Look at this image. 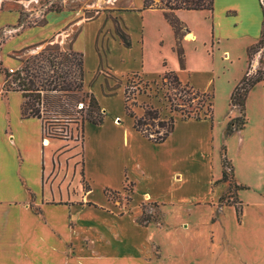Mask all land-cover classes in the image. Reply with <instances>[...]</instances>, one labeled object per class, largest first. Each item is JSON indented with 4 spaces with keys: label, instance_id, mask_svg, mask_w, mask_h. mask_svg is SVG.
<instances>
[{
    "label": "crops",
    "instance_id": "0c3cea01",
    "mask_svg": "<svg viewBox=\"0 0 264 264\" xmlns=\"http://www.w3.org/2000/svg\"><path fill=\"white\" fill-rule=\"evenodd\" d=\"M110 4L108 12L89 20L72 17L57 22V15L48 14L46 23L38 28L41 33L23 30L0 47L2 66L13 70L19 61L12 55L31 46L39 36L37 43H48L71 22L70 50L80 55L83 85L103 113L102 123L82 124L81 143L48 138L44 145L42 120L22 115V93L4 90L0 71V264L212 261L210 245L208 248L200 240L205 224H190L193 209H185L189 212L185 225H178L170 222L172 212L164 213L161 208L165 203L186 201L187 187L198 182H204L206 189L218 182L213 195L199 201L208 200L214 207L216 195L222 197L227 188L222 181V163L216 176L213 171L217 167L212 171L209 166L211 156L205 158L213 141L212 117L175 119L166 139L155 143L136 130L127 115L125 87L130 79L154 85L173 75L180 83L212 97L213 92L218 95L223 90L230 101L243 78L240 73L246 53L261 38L264 0H213L212 10H175L173 14L182 25L179 38L161 8H143V0H110ZM17 19L15 13L0 12V28L2 21ZM228 62H238L241 70L234 78L229 74L219 77L216 86V64L226 67ZM245 104L244 125L234 131L239 136V152L246 157L250 137L264 152V97L256 104L261 126L255 132L247 130ZM198 160L204 165L202 179ZM244 162L239 171H252L250 163ZM236 169L235 165V194L242 187L235 181H240ZM261 173L264 178V158ZM127 184L132 188L131 201L128 209L122 210L106 192H124ZM176 191L184 193L178 196L180 200H176ZM144 200L160 206L156 225L137 222ZM223 212L224 207L218 206L212 223L219 221Z\"/></svg>",
    "mask_w": 264,
    "mask_h": 264
},
{
    "label": "rangeland",
    "instance_id": "374dc122",
    "mask_svg": "<svg viewBox=\"0 0 264 264\" xmlns=\"http://www.w3.org/2000/svg\"><path fill=\"white\" fill-rule=\"evenodd\" d=\"M155 3L159 2L155 1ZM110 5V0H0L1 14L15 13L18 17L15 22L2 21L0 47L6 40L19 35L23 30L41 33L38 28L46 23L48 14H52L54 17L57 15L59 18L56 20L57 22H62L63 19L71 20L72 17L89 20L101 12H108ZM71 26V22L63 26L54 33L48 43H37L35 39H40V36L35 38L31 46L16 52V56L12 55L19 61L12 73L8 68L3 67L1 62L0 71L3 74L4 90L18 88L17 75L18 71L22 69L29 70V74L34 76V81L37 84L45 82L47 78L53 79L58 88L71 84L70 90L67 91H43L42 95L45 96L41 97V104L34 105V108L39 109L44 121L59 120L56 124L66 128L70 138L68 140H74L79 144L82 141V122L88 112L90 93L86 91L82 82L81 57L70 50V42L73 37ZM262 46L257 45L256 42L248 49L245 58L246 64L240 73V79L243 76H246L247 79H254L264 71V52L259 54ZM227 64L226 67L222 63L216 64V81L219 77L223 79L227 74L231 75L230 78H234L240 72V67H237L238 62L233 64L228 62ZM25 66L27 67L25 68ZM23 74L24 72H21L20 76ZM218 82L219 80L216 82V86L219 84ZM80 83L81 90L78 91L77 86ZM126 84L125 101L127 102H125V106L127 104L133 116L138 119L146 114L144 119L147 125H143L142 128L147 129L150 138L157 136L153 133L154 131L163 133L169 127L170 117L174 121L175 119H193L202 117L207 109V102L191 94L187 85L178 83L170 75L165 76L161 82L154 85H144L138 79H130ZM212 94L211 123L214 132L210 152L207 149L205 158L211 156L212 160H209V166L212 171L214 166L217 167L213 172L218 176L222 157H226L227 162L222 167L227 173L228 181H225L227 188L225 185L226 189L222 197L216 195L214 207H211V202L208 200L202 202L199 200L207 198L209 194L213 195L211 191L213 192V189L218 186L217 181H214L212 186L208 187L209 189H206L204 182L188 186L186 201H176L177 203H173V205L165 203L161 208H164V213L171 211L170 222L178 225H185L189 213L187 211L189 208L193 209L190 224H205L202 226L203 229H200V240L205 242L208 248L210 245L209 254L213 253L210 264H264V178L261 173L264 152L253 137L247 139L246 157L244 152H239L238 134L234 130L230 133L227 132L229 124L239 117V111L231 106L223 90L220 93L218 91V95L214 92ZM32 95H35V92ZM263 97L264 83L255 84L249 91L245 104L247 130L255 132L261 126L258 112L255 109L256 104H259ZM32 98L30 97L29 102L33 103ZM79 104H83V107L80 108ZM112 106L114 107L112 110H114L116 107ZM147 112H150L151 115H148ZM93 113L95 115L96 112ZM100 113L103 114L101 110ZM134 117H130L133 124ZM159 122H162L163 125H160ZM46 125L49 124L46 123ZM198 151L201 154V149ZM195 157L205 161L203 156L196 155ZM244 161L250 163L252 171H239L242 168L240 165ZM201 163L202 160H198V165L201 168L200 174L202 173L200 178L202 179L204 165ZM235 165L236 171L238 170L236 176L240 181L234 179L238 185L242 186L236 194L232 179V169L234 170ZM131 191V186L127 184L124 192H106V194L122 210H127L131 201ZM182 194L184 193L176 191V200H180L178 196ZM238 201L241 203L240 205ZM218 206L224 207V212L219 215V221L212 223V214L217 211ZM159 207L157 204L142 201L141 214L138 215L137 222L141 225L148 223L156 225L161 217ZM212 230H215L213 236L211 235ZM179 236L183 238L182 235ZM220 255L221 258H219Z\"/></svg>",
    "mask_w": 264,
    "mask_h": 264
},
{
    "label": "trees",
    "instance_id": "16d2710c",
    "mask_svg": "<svg viewBox=\"0 0 264 264\" xmlns=\"http://www.w3.org/2000/svg\"><path fill=\"white\" fill-rule=\"evenodd\" d=\"M155 1H158L159 3H155ZM161 8L164 10V15L166 20L169 22V24L173 27L176 35L178 38L182 35V25L181 23L176 19V17L173 14V11L178 9H188V10H200V9H207L212 10L213 9V0H143V8ZM122 41L126 44V39L123 35H120ZM264 43V24H263V30L260 40L257 42V45H262ZM80 64L82 65V59ZM27 66H25L26 68ZM29 70L22 69L21 71H18L17 80H18V88H15L14 90L20 91L22 93V96L24 98V102L22 104V115L24 117L33 116L37 117L42 120L43 125H46V123H50V121H44L42 116L39 113L38 108H34V105H40L41 104V97L45 96L42 95L43 91H67L70 90L71 84L66 86H60L58 88L57 83L52 79L47 78L45 82H38L35 83L34 76L29 74ZM21 72H24L22 76H20ZM82 72V82H83V68L81 70ZM173 76V75H170ZM173 78L178 82V79L173 76ZM16 80V79H15ZM264 82V71L260 73L257 77L254 79H247L246 76H243L240 83L234 88L231 96H230V104L233 107H236L239 110L240 116L236 118L233 122H231L227 128V132L230 133L235 129H239L244 125V116H243V110H244V104L247 97V94L249 90L257 83ZM190 90L191 94H193L196 97L201 98L204 102H207V109L205 114H203L202 117L204 118H211L212 117V106H213V97L210 94L201 93L199 91L194 90L190 86L187 85ZM78 91L81 90V83L77 86ZM33 92H35V95H32ZM30 97H33V103L29 102ZM127 102V101H126ZM126 113L130 117H134L133 113L130 110V107L126 104L125 106ZM93 112H96L95 115ZM148 115H151V113L147 112ZM146 115V114H145ZM145 115L142 118H136L134 117V127L136 130L142 132L146 137H148L150 140H152L155 143H160L166 139V137L169 135V133L173 130L174 126V119L170 117L168 121L169 127L163 132L160 133V131H154L157 136L154 138H150V134L148 133L147 129H143V125H147L145 122L146 120ZM200 117H197L196 119H199ZM153 119V118H152ZM89 122L92 124H100L103 122V114L100 113V107L93 97V95H89V102H88V112L86 117L83 119V123ZM159 124L163 125L162 122H159ZM227 162L226 157H222V165H224ZM222 180L228 181L227 173L225 170L222 172ZM238 187L235 186V189ZM145 225V224H144Z\"/></svg>",
    "mask_w": 264,
    "mask_h": 264
},
{
    "label": "built area",
    "instance_id": "2783aa9c",
    "mask_svg": "<svg viewBox=\"0 0 264 264\" xmlns=\"http://www.w3.org/2000/svg\"><path fill=\"white\" fill-rule=\"evenodd\" d=\"M262 45L263 46L259 54L264 52V43ZM9 72L12 73L13 70L9 69ZM79 106L80 108H82L83 104H79ZM57 122H59V120H55V121H51L50 123H47L49 125H43V131L46 137L42 141L44 145H46L47 143V140L45 139H48V138H57V139H64V140L70 139L68 137L69 135H68V131L66 130V128L64 126L60 127V125L56 124Z\"/></svg>",
    "mask_w": 264,
    "mask_h": 264
}]
</instances>
